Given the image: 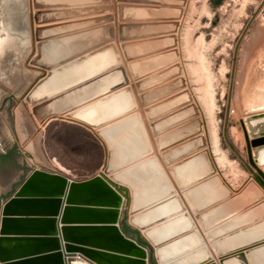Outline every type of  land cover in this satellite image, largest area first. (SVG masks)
<instances>
[{"label": "water", "instance_id": "water-1", "mask_svg": "<svg viewBox=\"0 0 264 264\" xmlns=\"http://www.w3.org/2000/svg\"><path fill=\"white\" fill-rule=\"evenodd\" d=\"M28 1L27 62L41 75L20 100L38 122L48 116L45 124L61 119L85 127L102 145L104 159L101 170L83 179L32 159L26 163L0 204V264H264V164L258 161L264 106L240 121L255 177L231 191L213 167L173 47L185 0H153L163 6L151 11H163L172 21L149 25L128 22L129 10L144 6L114 0L119 23L107 15L66 33L76 27L40 26L57 13L34 10L48 1ZM145 26L156 33L140 39ZM49 81L48 90L30 96L32 88ZM73 94L85 97L65 110L52 109ZM8 98H14L9 91L0 108ZM17 103L4 124L8 132ZM58 232L68 254L61 253ZM182 239L172 252L163 248Z\"/></svg>", "mask_w": 264, "mask_h": 264}, {"label": "rangeland", "instance_id": "rangeland-1", "mask_svg": "<svg viewBox=\"0 0 264 264\" xmlns=\"http://www.w3.org/2000/svg\"><path fill=\"white\" fill-rule=\"evenodd\" d=\"M46 1L49 3L34 10L57 13L40 26L69 24L76 27L66 33L83 30V26L89 24V19L84 20L86 23L62 21L66 14L72 15V19L86 15V10L94 7L77 6L87 0H72L74 7L67 9L54 5L61 0ZM10 3L12 0H5L6 7ZM2 19L4 21V15ZM22 20L26 35L12 31L5 21L4 25L0 22V31L7 29L17 33L0 35V99L8 91L14 95L5 99L0 108V164L8 163L18 180L30 159L72 179L89 177L101 170L104 159L98 139L89 130L61 119H52L46 124L47 120L43 119L44 122H40L43 125L37 126L30 105L25 103L24 107L20 100L34 78L41 75L40 70L27 62L32 52L27 6ZM176 21L173 47L177 50L185 86L202 120L206 147L217 172L231 190L236 191L255 177V170L247 161L240 121L247 111L264 106V0H185ZM15 100L18 103L13 109L14 125L8 132L4 124L9 123ZM18 114H23L27 121L26 142H32L30 149L20 144ZM10 155L13 160L8 158ZM2 191L5 190L0 185V195ZM3 199L0 197V204Z\"/></svg>", "mask_w": 264, "mask_h": 264}, {"label": "crops", "instance_id": "crops-1", "mask_svg": "<svg viewBox=\"0 0 264 264\" xmlns=\"http://www.w3.org/2000/svg\"><path fill=\"white\" fill-rule=\"evenodd\" d=\"M22 1H23L22 4H23V14H24L25 13V7L26 6L28 7L29 1L28 0H22ZM73 3L74 2L72 0H61L59 2L55 1L54 5L57 6V4H59L60 8L67 9V8L74 7ZM123 3H130V4L135 5V6L139 5V6L145 7L144 9L131 8L128 12V15H127L129 17L128 18L129 23H144L145 25H149V24L156 23L159 21H171V20H166V18H164V17H167V16H163V14L161 12L158 14H154L153 11H151L150 8L153 6H163V5L154 4L153 0H129V1H125ZM106 5L112 6L109 11H105V9H101V10H97L94 12H86V15H83L82 17H78L75 19L70 18V16H72V15L66 14L65 16H63L64 18H62L63 19L62 21L64 23H70L73 20H80V21L83 20L84 21V20H88V19L90 20V19H95V18H100V17H105L107 15H110L112 17V20L110 21V23H112L113 20L114 21L116 20L115 9H114V0H87V1H84V3H79V6H77V7H104ZM75 7H76V5H75ZM23 21L24 20H22V23H23ZM94 25H96V24L90 23V24H86L83 27L85 29V28L92 27ZM23 29H24V27L22 26V31H23ZM152 29H153L152 26L143 27L142 31L140 32L141 34H139L141 37L140 39L153 37L152 36L153 33H156V32H152L153 31ZM143 48H144V50H142V51H144V53H147L149 51L148 45H145ZM76 125H79V124H76ZM79 126H81V125H79ZM81 127L85 128L83 126H81ZM94 173H92V174H94ZM22 176H23V174H22ZM22 176L20 178H22ZM85 177H88V176H85ZM82 178H75V179H82ZM16 181H17V183L20 181V180H18V175L16 176L14 174V172H12V170H10L9 164L5 163L4 166L0 164V185L2 186L3 190H5L4 192L8 191L6 194L2 191V194L0 195V197L5 198L6 196H8L11 193V191L13 190V188H14L13 184Z\"/></svg>", "mask_w": 264, "mask_h": 264}, {"label": "bare ground", "instance_id": "bare-ground-1", "mask_svg": "<svg viewBox=\"0 0 264 264\" xmlns=\"http://www.w3.org/2000/svg\"><path fill=\"white\" fill-rule=\"evenodd\" d=\"M46 1V0H45ZM23 3V1L22 2H20V4L19 5H17V10H18V12H20L21 11V6L23 5L22 4ZM70 6V5H69ZM20 7V8H19ZM48 9V8H47ZM45 10V9H44ZM49 87H50V81L48 82V83H44L43 85H37V86H35V88L33 89H31V92H30V96L32 97V98H35V97H38V96H40L43 92H45L46 90H48L49 89ZM209 87V86H208ZM85 94H82V95H76V94H73V95H68L67 97H65V99L64 100H62V101H60V102H57V103H60V104H57L59 107L58 108H56V106H52V109L53 110H55L56 109V111H61V110H65V109H67V108H69L71 105H73L76 101H78L79 99H81L82 97L84 98L85 96H84ZM192 98V97H191ZM36 99V98H35ZM62 102V103H61ZM17 108V107H16ZM198 110V109H197ZM199 114V113H198ZM54 115H57V114H54ZM79 117V116H78ZM49 117L47 116L46 118H44L45 120H47ZM16 119H17V133H19V135H20V141H21V145L23 146V148H27V149H30V147H31V143L32 142H30V141H27L26 142V139H27V135H28V132H29V130H27V128H25L26 127V123H27V121H25V118L23 117V114H18L17 115V117H16ZM201 119V118H200ZM36 122V125L37 126H40L41 127V125H43V124H41L40 122H38V121H35ZM43 122H44V120H43ZM201 122H202V120H201ZM32 124V123H31ZM14 125V124H13ZM20 126L22 127V129H24L25 131H27V132H25V131H23V130H21L20 129ZM31 126V125H30ZM33 126V125H32ZM31 126V127H32ZM33 128V127H32ZM21 130V131H20ZM34 130H36V129H34ZM202 133H203V124H202ZM34 135V134H33ZM30 137V136H29ZM205 137V136H204ZM215 138V137H214ZM34 139V138H33ZM205 142H206V139H205ZM207 146V145H206ZM37 148V147H36ZM207 148V147H206ZM207 150H208V148H207ZM37 151V150H36ZM38 152V151H37ZM208 153H209V150H208ZM209 155H210V153H209ZM210 158H211V155H210ZM211 161H212V164H213V167H214V169H215V171L217 172V170H216V168H215V166H214V163H213V160H212V158H211ZM258 161L259 162H262L263 164H264V152L262 153H260L259 154V158H258ZM35 162V161H34ZM263 164H258V168H262V165ZM36 167L38 168V166H37V164H36ZM218 173V172H217ZM218 175L220 176V174L218 173ZM221 177V176H220ZM222 178V177H221ZM72 179V178H71ZM222 180H223V178H222ZM223 182L226 184V182L223 180ZM227 185V184H226ZM228 186V185H227ZM228 188L231 190V188L228 186ZM231 191H233V190H231ZM61 203L63 202V198H61ZM134 200H135V202H137V203H139L140 202V197L139 196H137V195H135V197H134ZM59 217V213H58V215H57V218ZM61 224H58L57 226H60ZM58 235H57V237H58V239H59V243H60V249H61V253H64V254H68V253H66L65 251H64V248H63V242H61V240H60V233H57ZM185 241L186 240H184V239H182V240H180V241H176L175 243H170V244H165L164 246H163V248L164 249H166V251H168V252H172L173 250H172V248L175 246V247H179L182 243H185ZM174 247V248H175ZM163 248H162V250H163ZM161 250V251H162ZM65 256H67V255H65Z\"/></svg>", "mask_w": 264, "mask_h": 264}, {"label": "flooded vegetation", "instance_id": "flooded-vegetation-1", "mask_svg": "<svg viewBox=\"0 0 264 264\" xmlns=\"http://www.w3.org/2000/svg\"><path fill=\"white\" fill-rule=\"evenodd\" d=\"M20 2H22V0H12V3H10V5L8 7H6L5 0H0V22H3V25H4V21H5L7 26L9 28H11L12 31H17V33H20L22 31V26H23L22 25L23 5L21 6L20 12H18V10H17V5H19ZM2 14L4 15V21L2 19V16H3ZM3 33H6L10 36L12 34H17V33H10L7 29H5V31L4 30L0 31V35H2ZM20 129L25 131L24 129H22L21 126H20ZM25 132H27V131H25ZM18 137L20 140L19 133H18ZM20 144H21V141H20ZM8 158L13 160L14 157H13V155H10V156H8ZM58 224H60V223L57 222V225ZM60 240H61V238H60ZM61 242H63V241L61 240ZM73 264H87V263H85L83 261H78V262L75 261V262H73Z\"/></svg>", "mask_w": 264, "mask_h": 264}, {"label": "trees", "instance_id": "trees-1", "mask_svg": "<svg viewBox=\"0 0 264 264\" xmlns=\"http://www.w3.org/2000/svg\"><path fill=\"white\" fill-rule=\"evenodd\" d=\"M77 126V125H76Z\"/></svg>", "mask_w": 264, "mask_h": 264}]
</instances>
